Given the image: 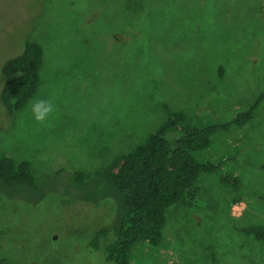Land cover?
I'll use <instances>...</instances> for the list:
<instances>
[{
  "label": "rangeland",
  "instance_id": "374dc122",
  "mask_svg": "<svg viewBox=\"0 0 264 264\" xmlns=\"http://www.w3.org/2000/svg\"><path fill=\"white\" fill-rule=\"evenodd\" d=\"M27 41L43 49L41 85L14 118L0 102V157L29 162L37 187L0 191V264H114L89 247L117 220L95 173L169 111L229 126L192 154L219 170L198 177L192 207L166 210L162 245L139 243L129 264H264L263 245L240 232L264 226V0H0V91ZM37 98L54 104L44 122ZM259 98L251 120L230 125Z\"/></svg>",
  "mask_w": 264,
  "mask_h": 264
},
{
  "label": "trees",
  "instance_id": "16d2710c",
  "mask_svg": "<svg viewBox=\"0 0 264 264\" xmlns=\"http://www.w3.org/2000/svg\"><path fill=\"white\" fill-rule=\"evenodd\" d=\"M42 65V47L30 41L19 55L4 63L0 102L7 116L14 118L36 95ZM261 98L230 125L242 126L251 120ZM228 127L197 128L186 122L183 114L169 111L167 119L143 144L126 155L116 156L109 166L95 173L98 183L107 187L117 202V220L112 227L99 228L89 247L103 251L105 261L114 264H129L139 243L160 247L167 226L166 210L177 203L192 207L199 194L198 177L219 170L214 163H199L192 154L209 148L216 130ZM72 179L79 187L87 185L86 175L81 171L75 172ZM221 182L236 192L242 188L238 177L223 175ZM17 186L36 189L31 164L0 157V191ZM234 201L238 203L239 198ZM240 232L264 248V226H250Z\"/></svg>",
  "mask_w": 264,
  "mask_h": 264
},
{
  "label": "clouds",
  "instance_id": "9594fccd",
  "mask_svg": "<svg viewBox=\"0 0 264 264\" xmlns=\"http://www.w3.org/2000/svg\"><path fill=\"white\" fill-rule=\"evenodd\" d=\"M31 115L36 122H44L54 112L51 100L37 98L31 102Z\"/></svg>",
  "mask_w": 264,
  "mask_h": 264
}]
</instances>
